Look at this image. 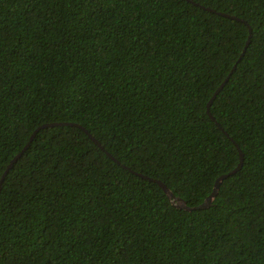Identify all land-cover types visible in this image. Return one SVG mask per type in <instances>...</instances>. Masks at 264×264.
I'll return each instance as SVG.
<instances>
[{"label": "trees", "instance_id": "trees-1", "mask_svg": "<svg viewBox=\"0 0 264 264\" xmlns=\"http://www.w3.org/2000/svg\"><path fill=\"white\" fill-rule=\"evenodd\" d=\"M51 122L2 181L0 264H264V0H0V177ZM230 137L206 208L138 175L196 206Z\"/></svg>", "mask_w": 264, "mask_h": 264}, {"label": "water", "instance_id": "water-1", "mask_svg": "<svg viewBox=\"0 0 264 264\" xmlns=\"http://www.w3.org/2000/svg\"><path fill=\"white\" fill-rule=\"evenodd\" d=\"M220 14L226 16V17H230V18H233V19H236V20H239V21H242L243 23L246 24V21L239 18V17H236L234 15H229L227 13H221L219 12ZM248 36H247V39H246V42L243 46V49L239 55V57L237 58L236 62L234 63V65L232 66L231 70L228 72V74L225 76V78L223 79V81L218 85V87L214 90V92L212 93L211 97L209 98V100L207 101V104H206V112L207 114L210 116V118L212 120H214V117L211 115L210 113V105L213 101V99L216 97V95L221 91V89L223 88V86L225 85V83L227 82V80L229 79L230 75L232 74V72L235 70L236 68V65L237 63L239 62V60L242 58V56L244 55L246 49H247V46L250 42V38H251V27L248 25ZM58 124H68L67 122H58V123H55V122H51V123H43L41 124L40 126H38L37 128H35V130L31 133L28 141L26 142V144L23 146V148L13 157L11 158V160L9 161V163L7 164V166L5 167L1 177H0V191H1V186H2V181L5 177V175L7 174V172L10 170V168L13 166V164L19 159V157L21 156V154L27 149V147L30 145L31 141L33 140L35 134L37 133V131L41 128H45V127H49V126H53V125H58ZM216 124L219 126V124L216 122ZM87 132V130H85ZM226 135L227 133L225 131H223ZM88 133V132H87ZM89 137L93 140L94 143H96L97 145H99L100 148L103 149V147L99 144V142L91 135L89 134ZM230 139L233 141V143L236 145L237 147V150H238V154H239V160L236 164V166L231 169L230 171L228 172H225L221 175H219L215 181H214V184H213V187H212V190L211 192L209 193V195H207V197L204 199V201L196 206H192V207H188L185 205L184 201L181 199V198H178V197H175L173 195V193L169 190V188L159 179H154V178H151V177H147V176H144L142 174H139V176L141 177H144V178H147L151 181H154L156 182L161 188L162 190L169 196V197H172L173 198V201L175 202L176 206L178 207H181L183 209H186V210H192V209H200V208H206L208 207L210 204H211V201L213 200V198L215 197V195L217 194V191L219 189V186L221 184V182L228 176L230 175H233L234 173H236L241 167H242V164H243V153L241 151V149L238 147L237 143L232 139V137H230ZM106 154L112 158L113 160H115L117 163H119L118 160H116L113 156H111L107 151H105ZM123 167H126L128 168L127 166L125 165H122Z\"/></svg>", "mask_w": 264, "mask_h": 264}]
</instances>
